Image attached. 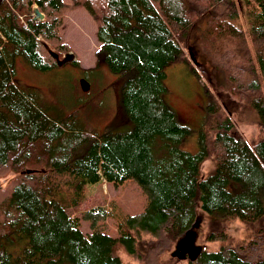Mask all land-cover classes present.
<instances>
[{"label": "trees", "instance_id": "obj_1", "mask_svg": "<svg viewBox=\"0 0 264 264\" xmlns=\"http://www.w3.org/2000/svg\"><path fill=\"white\" fill-rule=\"evenodd\" d=\"M71 3L88 7L98 25L97 61L130 75L122 105L133 128L86 129L78 110L52 115L37 87H19V57L40 70L79 64L61 34L70 3L0 0V264H180L176 245L199 208L221 214L208 223L222 246L201 249L188 264H264V136L249 144L207 85L202 149L183 150L179 142L190 130L162 97L166 66H193L196 46L227 75L231 94L254 109L264 135V0ZM34 6L44 19L33 17ZM207 155L216 170L200 178ZM102 179L117 187L134 179L147 195L143 211L116 221L119 237L103 226L113 207L83 212L88 232L73 217L86 186ZM236 218L252 225L249 238L228 233ZM118 239L133 261L113 253Z\"/></svg>", "mask_w": 264, "mask_h": 264}, {"label": "rangeland", "instance_id": "obj_2", "mask_svg": "<svg viewBox=\"0 0 264 264\" xmlns=\"http://www.w3.org/2000/svg\"><path fill=\"white\" fill-rule=\"evenodd\" d=\"M70 3L61 34L71 45L72 53L79 64L66 61L50 70H40L27 64L19 57L15 61L14 80L19 87L34 86L41 91V103L50 107V113H71L79 111L80 122L86 129L124 132L133 128L122 105V89L130 75L113 73L103 60L97 61L96 51L101 46L98 25L91 11L85 5ZM193 32V39L196 37ZM193 66L187 62L170 63L165 68L163 99L174 109L179 121L186 125L190 133L179 142L183 150L198 153L202 149V124L210 97L207 85L219 98L237 127L249 144H254L264 136L259 132L257 114L246 102L234 97L229 91L231 82L219 68H215L210 58L194 46ZM72 54H69L70 57ZM82 80L90 84L88 90L81 85ZM216 170L212 155L205 156L200 163V178H205ZM13 174L1 179L4 185ZM228 187L238 192L241 186L230 181ZM147 195L137 181L128 179L118 187L113 182L101 181L89 184L84 191L81 205L73 217L81 222L84 232L90 231L89 223L83 220V212L91 208L114 209V217L104 220V230L113 237H119L116 221L127 214L139 213L145 209ZM196 222L183 232L176 245V252L185 259L180 264H188L201 249L217 251L222 246V237L214 235V226L208 223L210 218L217 220L221 214H209L198 209ZM250 223L236 218L228 227L232 237L247 239L252 234ZM129 240H133L129 237ZM123 261H133L126 245L117 240L113 250ZM60 264H72L69 261Z\"/></svg>", "mask_w": 264, "mask_h": 264}, {"label": "built area", "instance_id": "obj_3", "mask_svg": "<svg viewBox=\"0 0 264 264\" xmlns=\"http://www.w3.org/2000/svg\"><path fill=\"white\" fill-rule=\"evenodd\" d=\"M32 15L35 19L38 20L44 19V14L38 10L37 6H34V12Z\"/></svg>", "mask_w": 264, "mask_h": 264}, {"label": "water", "instance_id": "obj_4", "mask_svg": "<svg viewBox=\"0 0 264 264\" xmlns=\"http://www.w3.org/2000/svg\"><path fill=\"white\" fill-rule=\"evenodd\" d=\"M81 85H82V88L84 90H88L90 88V84L87 82V80H82L81 81ZM179 254V253H178ZM180 258H182L183 256L181 254H179Z\"/></svg>", "mask_w": 264, "mask_h": 264}]
</instances>
